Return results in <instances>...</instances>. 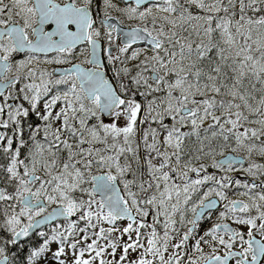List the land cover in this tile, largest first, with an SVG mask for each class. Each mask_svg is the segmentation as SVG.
I'll return each mask as SVG.
<instances>
[{"label": "snow or ice", "instance_id": "1", "mask_svg": "<svg viewBox=\"0 0 264 264\" xmlns=\"http://www.w3.org/2000/svg\"><path fill=\"white\" fill-rule=\"evenodd\" d=\"M233 261L264 264V0H0V264Z\"/></svg>", "mask_w": 264, "mask_h": 264}, {"label": "flooded vegetation", "instance_id": "2", "mask_svg": "<svg viewBox=\"0 0 264 264\" xmlns=\"http://www.w3.org/2000/svg\"><path fill=\"white\" fill-rule=\"evenodd\" d=\"M257 238H259V237H257ZM232 264H234V261L232 262Z\"/></svg>", "mask_w": 264, "mask_h": 264}]
</instances>
